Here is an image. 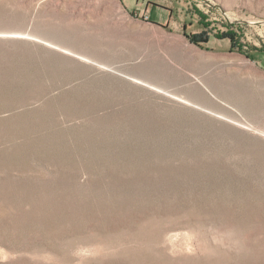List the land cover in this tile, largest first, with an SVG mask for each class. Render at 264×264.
<instances>
[{
  "label": "rangeland",
  "instance_id": "374dc122",
  "mask_svg": "<svg viewBox=\"0 0 264 264\" xmlns=\"http://www.w3.org/2000/svg\"><path fill=\"white\" fill-rule=\"evenodd\" d=\"M0 264H264V0H0Z\"/></svg>",
  "mask_w": 264,
  "mask_h": 264
}]
</instances>
